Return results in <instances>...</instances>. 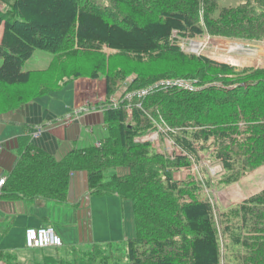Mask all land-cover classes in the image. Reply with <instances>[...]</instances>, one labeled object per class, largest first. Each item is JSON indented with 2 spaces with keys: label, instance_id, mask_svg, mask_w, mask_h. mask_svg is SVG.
<instances>
[{
  "label": "trees",
  "instance_id": "16d2710c",
  "mask_svg": "<svg viewBox=\"0 0 264 264\" xmlns=\"http://www.w3.org/2000/svg\"><path fill=\"white\" fill-rule=\"evenodd\" d=\"M0 1L7 6L0 9V116L81 77H105L109 102L135 76L116 107L101 106L105 130L96 144L58 161L23 138L0 197L66 202L70 175L87 172L94 193L133 203L136 237L123 247L63 245L38 264H125L122 257L130 264H264V190L220 210L204 193L264 167V68L237 71L178 44L204 36L264 42V0L221 9L218 0ZM36 50L54 59L46 70L25 71ZM167 79L196 80L199 89L156 86ZM160 127L170 129L173 156L137 141ZM202 156L222 166L218 178L200 165ZM195 164V175L176 179ZM0 259L19 264L11 253Z\"/></svg>",
  "mask_w": 264,
  "mask_h": 264
},
{
  "label": "crops",
  "instance_id": "0c3cea01",
  "mask_svg": "<svg viewBox=\"0 0 264 264\" xmlns=\"http://www.w3.org/2000/svg\"><path fill=\"white\" fill-rule=\"evenodd\" d=\"M3 35L4 29L0 42ZM100 82L101 80L79 78L68 82L63 87H66L63 91L61 89L53 92L15 112L1 115L0 140L4 148L0 151V180L3 177L8 178L16 166L25 137L58 161L63 160L73 149L96 144L105 130L104 109L94 105L104 100L106 95V85ZM86 107L90 109L84 111ZM70 116L71 121L66 123V118ZM38 128L42 129V134L33 138L32 134ZM119 172L124 175L127 170L120 169ZM239 188L246 189L240 185ZM68 189L66 202L44 198L12 201L0 197V252L15 255L19 264H38L44 263L46 258H56L55 248L40 249L36 251L37 253H32L30 251L32 249L26 247L25 233L29 228L52 227L63 238L64 245L68 246L79 244L90 247L93 244L114 242L120 244L136 237L131 233L132 221L127 216L124 203L130 201L121 200L117 194L94 193L87 172L70 175ZM262 190L264 187L250 194L249 197ZM95 204H100L99 210L106 204L116 207L120 215L118 225L114 228L109 224L102 226L106 221L105 217L101 216L100 224L101 222L102 224L100 233L97 234L98 228L94 222ZM99 214L101 215L100 211ZM133 222L135 224L134 219ZM108 230L111 234L114 230L116 234L107 237ZM0 264H8V262L0 259Z\"/></svg>",
  "mask_w": 264,
  "mask_h": 264
},
{
  "label": "rangeland",
  "instance_id": "374dc122",
  "mask_svg": "<svg viewBox=\"0 0 264 264\" xmlns=\"http://www.w3.org/2000/svg\"><path fill=\"white\" fill-rule=\"evenodd\" d=\"M244 0H218L219 7H236L240 3H242ZM0 9L1 10H7V6L4 5L0 1ZM0 36L2 35L3 27L0 28ZM5 31V29H4ZM195 43H199V48L195 50L193 49V46H195ZM181 47V50L185 53L189 54H195L198 56H207L211 60L228 64L234 68H236L237 71H241L244 68H264V42L262 43H250V42H244V41H235V40H228V39H221V38H213L210 36H204V37H197V38H186L180 40V43H178ZM225 57H234L238 60H244L246 61V64L241 65H235L231 62L225 61ZM54 57L52 54L47 53L42 50H36L33 57L25 64L24 70L29 71H42L46 70ZM50 61V62H49ZM4 63L3 58H0V68L2 67ZM48 66V67H47ZM47 67V68H46ZM81 78H87L92 80H101L100 83L103 85H106V79L105 77H100L98 79L88 78V77H81ZM135 79V76H131L127 82L124 84L122 89L118 94H116L114 97H112L109 102L107 101V91L106 95L104 97V100L101 102L94 103L95 106H102L105 105L114 106L113 104H118L119 99L123 97L125 92L127 91V88L132 83V81ZM67 80V78H66ZM76 80V79H75ZM167 80H178V79H167ZM69 85V84H68ZM74 86V85H73ZM66 88V87H65ZM65 88H62L61 91H63ZM141 93V92H140ZM138 92V94L140 95ZM132 94H126V98H132ZM93 105V107H95ZM101 107V108H102ZM116 107V106H114ZM131 110V109H128ZM130 112V111H129ZM132 114V110H131ZM161 128V127H160ZM159 136V138H158ZM144 138V142L149 141L153 144V146L157 147L161 153H166L169 155H172L176 152V148L173 147V142L166 137V135L161 131V129H158L156 131L151 132L149 135ZM140 138V139H142ZM160 139V140H159ZM173 147V149H172ZM206 168V171L211 175L213 179L218 178L219 166L214 163H212L210 160L206 159V157L202 156L201 164ZM199 166L195 164L191 169H184L180 172H178L175 176L177 180H185L189 174H196L198 171ZM262 170L261 172H258ZM258 170L254 175H248L246 176L240 183L235 184L231 187H228L223 190H217V189H206L205 194L210 197L211 202L214 203V205L217 207L218 210L223 208H228L232 205H236L241 203L242 201L246 200L247 197H249L250 194L256 193L259 190H261L262 187H264V167ZM203 174V173H202ZM247 179V180H246ZM239 185L246 189H240ZM126 205V212L127 216L130 217L132 224H131V233L135 237L136 235V229L135 224L133 222L134 219V210L132 202H124ZM100 206V204H98ZM97 204H95L94 207V222L97 229V234L100 233V221L101 216L105 217V223L102 226H109L111 228H114L116 225H118V217L120 218L118 209L116 207H110L108 204L104 205V208L98 209ZM217 210V211H218ZM99 211L101 212V215L99 214ZM40 229V228H36ZM104 229V228H103ZM105 232V230H104ZM116 233L114 230H112V234L108 230L107 237L114 236ZM101 236H103L101 234ZM104 237V236H103ZM77 239V237H76ZM117 243V242H114ZM123 247V244H120ZM43 250V249H41ZM32 253H37L38 250H30ZM122 261H124L125 264H130L129 260H125L122 257Z\"/></svg>",
  "mask_w": 264,
  "mask_h": 264
},
{
  "label": "built area",
  "instance_id": "2783aa9c",
  "mask_svg": "<svg viewBox=\"0 0 264 264\" xmlns=\"http://www.w3.org/2000/svg\"><path fill=\"white\" fill-rule=\"evenodd\" d=\"M174 37H176V34ZM196 84H197L196 80H193V81L189 80L188 81V80L178 79V80H163L160 83H157L156 86H159V85H162L165 87L178 86V87H181V88L186 89V90L194 91V90L199 89ZM147 93H148V91H142L140 93V96H145V95H147ZM113 105L117 106L116 103ZM89 109H90L89 107H86V108H84V111H88ZM128 111H130L129 113L131 114V110H128ZM71 119H72L71 116L66 118V123H69L71 121ZM160 129L164 134H166V131L170 130V129H164L162 127ZM41 134H42V129L38 128L32 134V137L37 138ZM158 138H159V136H158ZM137 141H140V142L144 141V138L138 139ZM169 142H170V139H169ZM173 147H172V149H173ZM3 148H4L3 143L0 140V151L3 150ZM219 171L220 172L218 174L223 172L222 166H219ZM71 175H73V173ZM6 180H7L6 177H3L0 180V189L5 185ZM25 242H26V247L30 248V249L59 248V247H62L64 244L62 237L52 227H46V228H40V229H34V228L27 229V231L25 233Z\"/></svg>",
  "mask_w": 264,
  "mask_h": 264
},
{
  "label": "bare ground",
  "instance_id": "6f19581e",
  "mask_svg": "<svg viewBox=\"0 0 264 264\" xmlns=\"http://www.w3.org/2000/svg\"><path fill=\"white\" fill-rule=\"evenodd\" d=\"M198 44H199V43H195V46H193V49H194V50H195L194 47L198 46ZM200 46H201V45H200ZM200 46L196 47V49L199 48ZM225 61H227V62H231L232 64H235V65L246 64V61H244V60H238V59H236V58H234V57H225Z\"/></svg>",
  "mask_w": 264,
  "mask_h": 264
}]
</instances>
